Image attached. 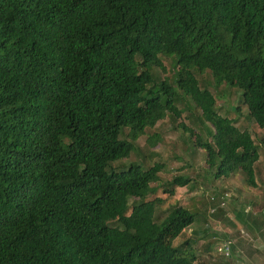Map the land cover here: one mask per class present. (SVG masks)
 <instances>
[{"label":"trees","instance_id":"1","mask_svg":"<svg viewBox=\"0 0 264 264\" xmlns=\"http://www.w3.org/2000/svg\"><path fill=\"white\" fill-rule=\"evenodd\" d=\"M222 86L264 130V0H0V264H195L173 240L196 213L158 218L164 199L141 198L165 162L113 164L185 100L200 131L177 126L214 177L264 186L259 144L217 105Z\"/></svg>","mask_w":264,"mask_h":264},{"label":"rangeland","instance_id":"2","mask_svg":"<svg viewBox=\"0 0 264 264\" xmlns=\"http://www.w3.org/2000/svg\"><path fill=\"white\" fill-rule=\"evenodd\" d=\"M164 62L168 65V70L167 72L161 70L162 74L172 82L174 72L165 60ZM198 76L203 81L210 79V76L205 73ZM211 90L213 93L216 92L213 87ZM218 91L220 95L217 96V105L222 108V112L237 118V126L241 129L246 127L259 144L261 157L257 163L256 173L257 178L264 181V144L259 143L260 135L264 136V130L247 117V108L241 106L240 112L234 108L239 101L237 89L222 86ZM177 106L183 111L178 122L171 116H166L154 127H147L134 142V148L129 156L117 160L113 165L115 168L124 169L133 162H140L148 167L157 161H164L165 166L163 171L159 172V179L151 183L154 191L144 194L141 198L164 199L157 211L158 218H162L167 209L174 205H182L195 212L194 222L173 240V244L187 246L186 243H190L198 256L195 264H227L234 259V255L236 256L233 248L232 256H227L223 250L224 243L229 239L226 235H230L225 231L231 221L228 213L229 211L239 212L242 209L240 207L246 205L243 203L247 202V197L259 190L246 186L239 174L214 177L215 170L209 169L205 151L194 146V137L190 136L183 127L177 126L179 122H183L186 127L199 133L200 109L188 106L185 100L178 102ZM127 130V128L123 130L122 138H126ZM174 175L189 177L190 182L184 186L170 185L168 181ZM260 193L264 197V186L260 188ZM141 198L132 197L129 201L132 203ZM234 219L238 222L236 217Z\"/></svg>","mask_w":264,"mask_h":264},{"label":"crops","instance_id":"3","mask_svg":"<svg viewBox=\"0 0 264 264\" xmlns=\"http://www.w3.org/2000/svg\"><path fill=\"white\" fill-rule=\"evenodd\" d=\"M262 184L258 182L254 189L259 191L247 197L246 213L229 211L230 225L225 229L236 256L227 264H264V197L260 193ZM242 208V206L240 207ZM236 217L238 222H235ZM238 228V229H236Z\"/></svg>","mask_w":264,"mask_h":264},{"label":"built area","instance_id":"4","mask_svg":"<svg viewBox=\"0 0 264 264\" xmlns=\"http://www.w3.org/2000/svg\"><path fill=\"white\" fill-rule=\"evenodd\" d=\"M231 242L229 240L226 241V243H224L223 246V250L225 251V254L227 256H232L231 255V251H232V247L230 246Z\"/></svg>","mask_w":264,"mask_h":264}]
</instances>
